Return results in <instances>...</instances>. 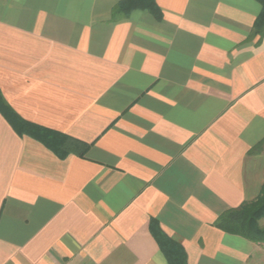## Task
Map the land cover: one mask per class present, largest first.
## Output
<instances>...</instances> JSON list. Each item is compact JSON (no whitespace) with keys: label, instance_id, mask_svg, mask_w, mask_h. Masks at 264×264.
<instances>
[{"label":"crops","instance_id":"0c3cea01","mask_svg":"<svg viewBox=\"0 0 264 264\" xmlns=\"http://www.w3.org/2000/svg\"><path fill=\"white\" fill-rule=\"evenodd\" d=\"M121 1L0 0V264H264L262 4Z\"/></svg>","mask_w":264,"mask_h":264},{"label":"trees","instance_id":"16d2710c","mask_svg":"<svg viewBox=\"0 0 264 264\" xmlns=\"http://www.w3.org/2000/svg\"><path fill=\"white\" fill-rule=\"evenodd\" d=\"M262 4V12L259 15L256 26L259 29H264V0H258ZM117 12L129 13L133 9L146 8L154 12L157 8L155 0H122ZM0 93V107L4 110L7 108ZM11 111V109H8ZM14 126L20 129L16 119L25 126L35 127L43 132H51L47 128L40 127L32 123L23 122L22 118L15 116L12 118L6 109L4 110ZM23 133V132H21ZM218 227L226 232L239 234L250 240L258 243H264V185L260 194L253 200L245 201L242 205L236 208L229 209L221 214L215 223Z\"/></svg>","mask_w":264,"mask_h":264}]
</instances>
